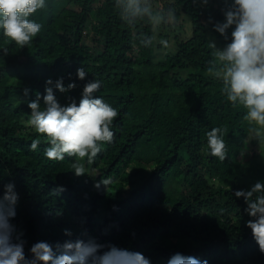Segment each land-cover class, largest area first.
<instances>
[{"label": "trees", "instance_id": "16d2710c", "mask_svg": "<svg viewBox=\"0 0 264 264\" xmlns=\"http://www.w3.org/2000/svg\"><path fill=\"white\" fill-rule=\"evenodd\" d=\"M229 6L230 0L164 2L157 9L171 7L174 17L153 33L146 18L123 23L115 0H46L30 17L42 30L29 47L0 33V197L5 184L15 185L14 240L24 242L26 256L40 241L59 255L58 243L95 239L140 252L152 264H167L176 253L208 264H264L246 226V204L234 196L264 181V147L210 71V42L227 43L214 24ZM88 25L95 46L86 41ZM159 39L172 41L175 51L158 62ZM80 67L88 72L84 81ZM49 78L77 85L66 94L54 89L61 105L79 103L87 81L102 80L96 95L119 113L113 141L91 163L81 161L89 176L75 175V157L48 160L49 141L27 123V102L40 94L43 105ZM214 127L224 129V161L207 150Z\"/></svg>", "mask_w": 264, "mask_h": 264}, {"label": "clouds", "instance_id": "9594fccd", "mask_svg": "<svg viewBox=\"0 0 264 264\" xmlns=\"http://www.w3.org/2000/svg\"><path fill=\"white\" fill-rule=\"evenodd\" d=\"M204 4L208 0H202ZM46 5V0H0V33L21 49L29 47L40 34L42 24L30 17ZM115 8L123 23L133 25L138 20L147 19L153 33L174 17V10L156 9L153 0H115ZM224 21L214 24V31L227 41L226 46L218 48L214 42V59L210 61V71L222 81L223 93L233 107L244 109L243 119L256 135L259 147L264 146V0H230L224 11ZM229 30L231 34L229 36ZM145 47L153 43L151 37L142 41ZM158 44L168 46L166 39ZM80 81L88 72L84 67L76 71ZM103 81L88 80L84 85L79 103L72 100L61 105L54 89L69 93L77 85L65 86L63 78L46 80V94L36 95L35 100L27 102L31 110L28 125L37 134L49 141L44 156L50 161H63L75 157L74 173L77 177L89 176L88 169L81 163H88L100 153L104 143L114 138L113 121L119 115L116 108L107 103L99 93ZM24 95H29L25 89ZM207 150L212 157L224 161L227 158L224 129L214 127L206 133ZM39 146V137L29 145L31 151ZM103 182V181H102ZM104 183V182H103ZM62 190V189H61ZM237 199H243L245 213L250 217L247 228L251 230L259 249L264 253V181H257L248 190H237ZM19 194L13 183L4 185L0 197V264H152L150 258L140 252L129 251L116 245H103L95 239L85 242L82 239L66 240L57 244L59 255L48 242L40 241L30 249L26 256L24 242L15 237L16 206ZM71 237L72 232L64 230ZM107 248V250H104ZM167 264H208L206 260L193 256L174 254Z\"/></svg>", "mask_w": 264, "mask_h": 264}, {"label": "rangeland", "instance_id": "374dc122", "mask_svg": "<svg viewBox=\"0 0 264 264\" xmlns=\"http://www.w3.org/2000/svg\"><path fill=\"white\" fill-rule=\"evenodd\" d=\"M172 0H163L157 4L154 5V8H158V5L164 4V2H166V4L171 3ZM96 36L94 34L91 33V25H88V30L86 32V41L89 45L91 46H95L96 45ZM213 42V40H212ZM159 44H157V50H156V60L159 62L161 60H164L166 58V56L168 54H171L175 51V45L172 41H168V46L165 48L163 46H161L162 48L160 49V47L158 46ZM218 47V46H217ZM218 48H222V47H218ZM264 147V146H262Z\"/></svg>", "mask_w": 264, "mask_h": 264}]
</instances>
